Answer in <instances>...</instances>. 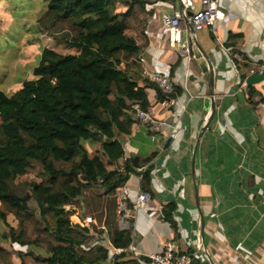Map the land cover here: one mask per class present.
I'll use <instances>...</instances> for the list:
<instances>
[{"label":"crops","instance_id":"0c3cea01","mask_svg":"<svg viewBox=\"0 0 264 264\" xmlns=\"http://www.w3.org/2000/svg\"><path fill=\"white\" fill-rule=\"evenodd\" d=\"M189 1L186 11L191 14L200 0ZM218 7L223 18L213 30L182 33V42L191 45V55L186 56L179 46L170 45L161 22L163 15L182 8L179 0H115L114 13H127L125 34L140 48L142 79L145 72L163 74L180 91L175 106L166 108L158 102L156 89L140 82L138 101L145 102V111L161 122L155 140L135 121L118 129L122 161L154 154L126 183L129 201L138 194L140 174L147 168L153 196L149 206L135 212L130 243L120 254H115L117 248L101 229L90 231L84 250L105 248L107 264L111 259L114 264H148V256L167 242L193 255L202 243L212 264H264V79L247 84L251 76L264 72V0H218ZM229 34L236 37L228 40ZM200 52L212 68L211 94L207 63ZM242 62L247 67H241ZM106 203L104 198L89 209L84 202L65 209L79 219L91 216L104 227L98 215ZM168 204L175 205L177 235L161 217ZM18 223L9 226L17 230ZM26 234L35 237L30 231ZM3 246L12 252V264H41L22 259L23 254L47 256L42 249L7 241ZM195 260L210 264L200 257Z\"/></svg>","mask_w":264,"mask_h":264},{"label":"trees","instance_id":"16d2710c","mask_svg":"<svg viewBox=\"0 0 264 264\" xmlns=\"http://www.w3.org/2000/svg\"><path fill=\"white\" fill-rule=\"evenodd\" d=\"M42 1V31L74 52L42 49L19 89L10 95L0 91V223L5 210L20 222L19 230L7 225V234L0 232V264H12L4 241L42 249L46 257L20 255L41 264H107L105 248L84 250L91 230L73 225V211L65 207L84 202L89 209L105 198L99 223L113 248L128 247L129 230L117 228L113 197L154 154L122 161L117 132L134 121L130 105L142 99L140 82L156 89L158 102L163 96L140 76V48L125 34L127 13H114L115 0ZM235 37L229 34L228 40ZM179 91L174 87L172 97ZM140 106L146 109L145 102ZM140 175V190L152 200L149 168ZM174 211L168 204L161 217L177 235ZM25 221L32 224L34 239L27 236Z\"/></svg>","mask_w":264,"mask_h":264},{"label":"built area","instance_id":"2783aa9c","mask_svg":"<svg viewBox=\"0 0 264 264\" xmlns=\"http://www.w3.org/2000/svg\"><path fill=\"white\" fill-rule=\"evenodd\" d=\"M179 1L182 4V8L172 15H163L161 17V22L167 30L170 45L172 47L179 46V51L182 55L190 56V43L182 42L181 40L182 33L188 31L187 24H191L193 32L203 29L213 30L215 23L223 18V13L218 7V0H200V7L192 10L191 14H188L186 11L190 9L191 2L189 0ZM233 56L237 59L239 58L238 54H233ZM261 72L262 70L259 71V73ZM144 76L160 90L163 96L160 102L162 106L166 108L175 106L177 98L172 97L174 93V84L167 76L152 72H145ZM130 112L134 121L149 130L151 139L155 140L161 122L142 109L139 102L131 103ZM140 171H142V169ZM113 199L116 225L119 230H129V225L135 212L139 209L146 208L151 202L150 194L140 189L134 200L130 202L128 197V186L126 184L120 187ZM69 219L73 225L87 227L91 231L94 229H101L103 230V235L107 236L106 229L100 227L97 221L91 216H83L82 219H79V216L73 213ZM74 220L76 221L75 223L73 222ZM114 252L118 255L122 252V249H114ZM194 252L195 255H193V253H182L174 243L167 242L159 252L148 256V264H193V261L199 257L209 263L210 256L202 243L195 246ZM109 264H114V259L109 260Z\"/></svg>","mask_w":264,"mask_h":264},{"label":"rangeland","instance_id":"374dc122","mask_svg":"<svg viewBox=\"0 0 264 264\" xmlns=\"http://www.w3.org/2000/svg\"><path fill=\"white\" fill-rule=\"evenodd\" d=\"M44 10L42 0H0V91L7 95L19 89L21 82L31 76L42 49H52L64 55L74 52L57 44L47 32L42 31L38 20ZM25 178L33 180L34 176ZM29 205L36 209L33 202ZM18 222L14 212L5 210V222L0 223L1 234H7V225L16 227ZM26 222V227L23 226L26 232L34 235L32 224ZM17 228L19 230L20 222Z\"/></svg>","mask_w":264,"mask_h":264},{"label":"water","instance_id":"95a60500","mask_svg":"<svg viewBox=\"0 0 264 264\" xmlns=\"http://www.w3.org/2000/svg\"><path fill=\"white\" fill-rule=\"evenodd\" d=\"M187 27H188L189 32L193 34L194 32H193V29H192V26H191L190 23L187 24ZM200 53L203 56L205 62L207 63V67H208V71H209V73H208V88H209V91H210V94H211V87H212V80H213L212 68H211L210 63L207 60L206 55L203 54L202 52H200ZM263 79H264V72L262 74H257V75L251 76L247 80V84H255L257 82L262 81ZM211 107H212V110H213V105ZM70 208L72 209V206H70ZM209 263L212 264L211 258H209Z\"/></svg>","mask_w":264,"mask_h":264}]
</instances>
